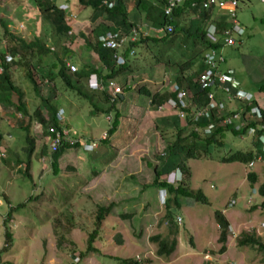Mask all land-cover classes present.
<instances>
[{
  "label": "rangeland",
  "instance_id": "obj_1",
  "mask_svg": "<svg viewBox=\"0 0 264 264\" xmlns=\"http://www.w3.org/2000/svg\"><path fill=\"white\" fill-rule=\"evenodd\" d=\"M66 2L69 3L65 6L67 17L72 18L71 23H78H70L72 33L58 34L41 16L35 0H0V59L11 51L10 47L18 46L17 40L30 42L38 38L46 43L51 53L42 54L39 66L34 63L37 71L33 69L40 79L39 94L28 83L21 82L24 72L13 71V78L27 93L24 99L30 113L40 108L49 120L41 96L61 101L60 108L66 110L62 123L66 134L70 133L73 141V136L81 138L84 147L93 139L97 140V147L100 146L94 151H85L86 147L85 150H66L59 158V171L54 173L48 135L34 121L31 130L37 139V150L32 158L30 179L23 173L27 142L24 129L17 126L20 114L15 112L12 117L6 114L12 110L6 109L5 113L0 104V200L4 203L0 207V258L10 264H121L122 259H135L139 264H264L263 252L238 243L242 232L253 233L254 230L264 241V207L261 206L264 196L259 192V187L264 186V159L256 161L253 169L250 162L247 165L221 162L236 150L255 149L254 139H240L226 132L223 146L212 145L210 153L205 152L202 158L189 159V186L202 189L208 203L189 199L180 207L173 206V220L179 216L182 222L179 217L175 222L177 227L167 222L163 192L157 195L158 189L146 185L153 183L152 166L168 142L155 129L156 119L168 109L160 111L157 104H151V98L137 90L145 79H154L153 69H146L152 65V52L135 53L136 59L131 62L134 69L128 70V74H134L130 80L135 85L133 92L117 101L116 107L122 116L120 125L110 141H103L104 133L111 126L108 121L112 122L114 115L108 114L112 117L107 119L108 115L102 110L111 103H105L103 96L93 97L102 92L93 91L88 83L84 84L83 90L93 99L97 98L99 112L94 100L69 89L58 76H54L53 82L48 81L41 71H47L58 56L76 66V63L80 66L96 63V54L88 48L84 36L90 35L92 24L100 19L91 20L94 10L80 6L78 0H55L54 3L63 7L62 3ZM237 13L247 31L234 46L223 49L226 62L222 67L231 75L235 73V83L251 87V81L260 79L264 73V2L243 0ZM190 48L189 45L176 46L181 60L191 57ZM196 52H199L197 47L194 54ZM34 55L32 60L36 62L39 53L36 51ZM185 72L191 74L192 71L186 69ZM182 87L186 88L185 84ZM160 88V91L164 89L163 84ZM251 89L254 90V86ZM14 100L17 101V97ZM165 136L170 139L174 132ZM132 137L131 149L121 150L119 146L130 144L128 140ZM6 148H9L7 155L1 154L6 153ZM43 148L47 151L45 156L41 155ZM16 159L19 165L14 164ZM139 167H142L140 171ZM251 172L258 178L255 182L258 194L250 193L248 174ZM233 199L236 204L231 206ZM112 203L116 206L102 224L101 237L94 244L96 251L88 252V238L94 230L97 208ZM13 207L20 209L5 223ZM216 211H225L231 227L224 252L221 251L223 243L219 240L221 229L215 218ZM131 212H134L132 219L122 217ZM4 225L12 235L10 240L6 239ZM157 235L168 241L177 239L172 255L158 254V241L152 239Z\"/></svg>",
  "mask_w": 264,
  "mask_h": 264
},
{
  "label": "trees",
  "instance_id": "obj_2",
  "mask_svg": "<svg viewBox=\"0 0 264 264\" xmlns=\"http://www.w3.org/2000/svg\"><path fill=\"white\" fill-rule=\"evenodd\" d=\"M39 9L41 10V16L48 21L55 31L58 34H69L71 32V26L68 24L66 20L65 11L58 9L55 5L51 3L50 0H36ZM148 1V2H146ZM81 5L84 7L92 8L93 14L92 18L94 21L97 19H109L111 24H107L104 21H101L100 28L91 30L90 35H85L84 40L86 41V45L88 48L94 51L96 54V63L93 65L85 64L79 65L77 64V71L72 73L70 72V68L68 63L70 61H66L62 56H58L55 61L50 64V67L47 71H43V78H46L48 81L53 82L54 76H58L60 81L62 80L69 89L77 92L78 94L86 97V99L94 100L95 107L99 112L100 107L97 104V98L94 96L104 97V102L108 105L111 103L110 96L108 92L95 93L93 97H91L88 93H86L83 88L84 84L88 83V79L92 74H98L101 78L103 77L106 81L110 79H117L119 77H125L124 88L126 91H131L132 87L128 84L127 80L132 74H128V70L130 68L133 70L134 66L132 65L131 58L129 56L130 49H136L139 47H145L148 50L155 49L154 47H160L158 50H154V55L151 58L152 64H169L173 55L169 54L166 50L173 46L174 43L178 41L180 35L183 36V39L180 40L179 46H186L189 43L191 46L190 50L193 51L191 57L182 63L177 64L180 69L177 70V74L175 76V81H178L179 84H183L184 81L187 83L188 89L192 92L194 96L197 97H206V91L201 90L199 84L196 79L199 75L204 72L206 66L203 62V54L208 49H219L222 47V39L221 37L217 40V42H212L208 38L207 29L208 27L216 23L218 34L224 33L229 30L228 24V15L221 16L219 19L214 18V15L209 11V9L202 8L197 9L190 7L192 6L191 1H185L181 4V8L177 9L172 19L166 23L165 17L162 16L161 8L153 3H150L149 0H137V3H145L147 5V20L148 18L152 21V23L156 27H163L166 24H174L175 30L173 34L170 36H165L161 38H157V36H144L134 43H130L129 48H122V46H107L104 42L98 41L97 38L103 34H118L117 41L120 42V39L124 37V32L129 31L134 24L129 23V17L126 12L120 8L119 6L109 9L104 5V0H79ZM160 5V4H159ZM163 6L164 3H161ZM186 13V15L191 19V25L189 28H185V24L179 21H176V15ZM2 25L5 26L3 20L1 21ZM98 23V22H97ZM7 29V26H6ZM124 31V32H123ZM167 37L170 40L166 39ZM96 38V41L94 42ZM18 46H12L10 53L14 56L19 55V58L14 60L11 64L4 65V70L0 74V104L4 107V111L6 109H11L12 111L6 113L12 117L16 115L15 112L20 114V118L17 119V126L23 128L25 131V140L27 142V146L25 148L27 154V162H26V170L24 175L32 178L30 170L32 164V158L36 152V143L37 139L32 136V125L33 122L36 121L40 124V126L44 129L45 133L48 134V128L50 125H55L59 129H61V125L58 122L57 112L60 106L62 105L61 101H53L49 98L42 97L40 98L42 105L47 110V115H49V120L42 113L40 108H37L34 113H30L28 104L26 99L27 93L22 87L17 83V81L13 78L15 75V71L24 72V77L21 80L22 83H28L33 90L39 94V76L33 70L37 69L34 67V63L39 66V61H41L42 54L51 53V48L46 46V43L41 42L38 38L32 40L30 42H26L24 40H17ZM162 43V44H160ZM200 46L199 52L194 54V51L197 46ZM38 52L37 56L38 61L32 60L35 57V52ZM41 56V57H40ZM144 68V67H143ZM146 71V69H143ZM188 69L191 74L187 75L185 70ZM14 71V72H13ZM228 73V71H227ZM230 74V73H228ZM138 78L141 77L137 76ZM107 84V82H105ZM150 87L151 84L147 82ZM87 85V84H86ZM140 93L151 98V104H157V106H161L163 103L167 102V100L172 96L175 97V93L166 94V89L161 91H151L147 89L144 84L138 87ZM255 90L259 92H264V82H261L255 85ZM234 91V90H233ZM101 94V95H99ZM170 94V95H169ZM17 97V101L13 98ZM25 98V99H24ZM256 104L255 99H252V104L248 105L244 101L235 100L231 107H228V111L231 113H237L239 111L241 114V122L243 123V128L240 130H236L232 124H228L226 126H218L215 128L211 135H202L200 132L196 131V123L192 119V115L189 112L192 111V107L187 108V112L189 116H187V120H181L179 116L173 117H165L156 119L157 123L155 125V129L160 133V136L163 139H167L168 142L163 150V153L157 156V163L152 166V162H149L148 165L153 167L154 171V181L151 185H146L148 188H156L157 195L159 192H164L165 194V218H169L168 221L176 226L173 218L175 217L172 213V207H180L182 202L186 203V200H194L200 203H208V198L204 194L202 189H193L189 186V180L191 176L190 168L188 166V160L194 158H202L205 155V152L210 153L212 145L214 146H223L224 135L226 132H232L240 139L250 138L251 135L248 133V129L251 126H255V123L252 121V117L249 113L250 107ZM7 110V111H8ZM15 110V111H14ZM102 112H105L107 115H114L113 121L110 123L106 138L102 139L103 141H110V138L117 132L118 127L121 122V113L116 107V103L113 102L109 105L107 109H103ZM263 119H264V109H262ZM257 120V119H256ZM209 124V120L207 118H201L200 122L197 125H201L205 127ZM249 125H251L249 127ZM260 131V130H259ZM258 131V132H259ZM174 132V136L170 139L165 136L166 133ZM67 139V138H66ZM1 140V138H0ZM3 140V138H2ZM94 142V140H90ZM82 140L76 139L72 143L68 142L64 139L60 149L51 154V165L53 167L54 173L59 171V158L64 154L65 149H79L83 148ZM253 145H255V149L250 150H236L229 156L222 158L221 162L223 163H232V162H241L242 164H248L251 161H256L257 154L261 153V148L259 143L256 140H253ZM100 146V145H99ZM99 146L95 147L92 151L99 148ZM9 148H6V153L2 152L1 154L7 155ZM90 151V150H85ZM203 152V154L201 153ZM258 152V153H257ZM11 154V151L9 152ZM206 154V155H207ZM41 155H47L46 148H43L41 151ZM9 156V155H8ZM20 161L18 159L15 160V165H19ZM175 169H180L183 171L184 179L178 185L171 184L167 182L168 175ZM248 180L251 185L249 189L250 193H253L252 189H255V182H257L258 178L254 172L248 174ZM145 186V187H146ZM259 192L264 196V186L259 187ZM258 194V191L256 192ZM237 194V193H235ZM250 196V195H249ZM248 196V197H249ZM5 197V196H4ZM252 197V196H251ZM9 205L11 203L7 199ZM235 200V199H234ZM236 201V200H235ZM25 204V203H23ZM229 204V202H228ZM116 204L112 203L109 206H101L97 208L96 218L94 221V230L89 234L88 238V252L96 251L94 246L96 239L101 237V228L104 221L107 220V217L111 214L113 208ZM264 207V202L261 204ZM228 207V206H227ZM256 206H253L252 209H255ZM20 209L11 208V212H8V217L5 218V223L9 219H13V212H16ZM134 212L122 214L123 218L132 219L134 217ZM215 218L220 225L221 234H220V242L223 243L221 251L224 252L227 249V237L229 236V226L230 222L227 217L222 213V211L215 212ZM174 222V223H173ZM164 223L161 221L160 225ZM171 225V224H170ZM5 226L6 231L8 230L7 226ZM177 227V226H176ZM253 233L242 232L238 243L241 245L254 246L259 251L264 253V241H262L261 237H257L255 230ZM5 236L7 240H10L12 235L9 231L6 232ZM153 240L158 241L159 249L158 254L161 256H169L174 253L176 250L177 239L175 238L172 241H168L166 239H162L159 235L152 238ZM81 256H83L81 254ZM121 264H139V262L135 259H122ZM208 264H211L208 262Z\"/></svg>",
  "mask_w": 264,
  "mask_h": 264
},
{
  "label": "built area",
  "instance_id": "obj_3",
  "mask_svg": "<svg viewBox=\"0 0 264 264\" xmlns=\"http://www.w3.org/2000/svg\"><path fill=\"white\" fill-rule=\"evenodd\" d=\"M169 3V7H174L182 2L187 0H166ZM192 2V6L194 8H213L217 10H221L222 14L228 15L232 22V27L229 30L224 32L223 46H233L235 45L238 40L235 37L236 32H241L239 24L237 22V8L240 5L241 0H188ZM264 2V0H262ZM171 11V8L167 9V13ZM214 29V26H212ZM170 31L172 28H169ZM215 31V30H214ZM212 32V34L214 33ZM118 38V34H107L100 37V40L105 43L107 46H120L122 42H125L126 38L122 37L120 42L116 40ZM212 39L216 40V37L212 35ZM225 61V57L222 50H212L206 55L205 63L207 65V69L205 72L200 76L198 80V84L201 89H211L208 92V102L205 106L198 108L194 114H192V119L196 123V131L200 132L204 135H211L216 127L218 126H226L228 124H232L236 130H240L243 128V123L241 122V114L242 112L239 111L237 113H231L228 111V106L232 102L234 103L235 100L244 101L248 105L252 104L250 98L243 95L241 91L233 94V85L234 80L229 78V76L225 73L220 71L221 64ZM70 68V72L74 73L77 71V66L71 63H68ZM109 89H111L113 94V100L117 99L119 95L122 94L123 89L120 85H118L115 81L108 82ZM95 87L98 89H104V83L99 80L95 82ZM174 91L176 92V98L169 99L168 105L174 108H178L177 113L179 117L183 120H187V116H189L187 112L188 104L186 102L187 93L178 85H174ZM217 92H221L226 96V99L220 101L217 98ZM169 106V107H170ZM160 111L165 109V105L159 106ZM65 111L62 109L58 113L59 120H63ZM251 115L252 121L255 126L249 125L248 133L251 137H260L258 136V131L264 128L262 122V113L258 106H255L250 109L248 115ZM201 118H207L210 122L207 126L202 127L201 125H197L200 122ZM257 119V120H256ZM49 131L51 133V142L50 147L52 151H57L64 141V139L68 136L66 131L60 130L54 125L49 127ZM106 135L103 137L105 138ZM260 140L264 142V136L260 137ZM70 141V140H69ZM88 146V147H87ZM87 149H92L97 146L96 143L87 144ZM253 166V163L250 164ZM236 204V201L233 199L230 201V205L233 206ZM225 212V211H224ZM180 223L182 222V218L179 217ZM0 264H8L4 260L0 259Z\"/></svg>",
  "mask_w": 264,
  "mask_h": 264
},
{
  "label": "clouds",
  "instance_id": "obj_4",
  "mask_svg": "<svg viewBox=\"0 0 264 264\" xmlns=\"http://www.w3.org/2000/svg\"><path fill=\"white\" fill-rule=\"evenodd\" d=\"M36 1V0H35ZM51 1V3L53 4V5H55L58 9H61V10H63V11H65V13H66V10H65V6H67L69 3L68 2H66V3H62V5H63V7H59L56 3H54L55 2V0H50ZM132 1V3L133 2H136V4L139 6V5H141L142 3H137V1H133V0H104V5L105 6H107L109 9H112V8H115V7H117L118 5H120L121 6V8L126 12V14H127V6H128V4H129V2H131ZM154 1V5H156V6H158V8L160 7L161 8V12H162V16L163 17H165V19H166V23L169 21V20H171L172 19V16L174 15V13L176 12V10L178 9L179 10V8H181L180 6H181V4L183 3H181V4H179V5H177V6H174V7H169V3H168V1H166V0H153ZM241 2H242V0H241ZM240 2V3H241ZM68 3V4H67ZM78 3H79V5L80 6H82V7H84L83 5H81V3L79 2V0H78ZM161 3H164V5L162 6L161 5ZM36 4H37V1H36ZM76 4V3H75ZM160 4V5H159ZM37 7H38V4H37ZM86 8V7H85ZM168 8H171V11L169 12V13H167V9ZM191 9H193L194 7L193 6H191L190 7ZM239 8V7H238ZM238 8H237V11H238ZM38 9H39V7H38ZM197 9H202L201 7H199V8H197ZM213 10H217V9H213V8H209V11L210 12H212ZM39 11H41L40 9H39ZM217 11H220L221 12V14L218 16V17H216V18H220L221 16H225L224 14H222V11L221 10H217ZM40 14H41V12H40ZM139 15H141V13L138 11L137 13H136V15L133 17V18H131L128 14H127V16L129 17V23L130 24H134L132 27H131V29L127 32V31H123L124 32V37L126 38V40H125V42H122L121 44H120V46H122V48H124V47H126V48H129L130 47V43H134V42H137L140 38H141V36L142 35H144V36H157V38H161V37H165V36H171L172 34H173V32H174V30H175V25L174 24H166V25H164L163 27H156L153 23H152V21L148 18V20H147V14H142V17L143 18H141L140 19V16ZM145 16V17H144ZM215 18V19H216ZM72 18H68L67 17V13H66V20L68 21V24L71 26V24L73 25V24H76V23H78V21H76L75 23H71V20ZM176 21H179V22H182V23H184L185 24V28H189V26L191 25V19L186 15V13L184 12V13H182L181 15L180 14H177L176 15ZM93 20V19H92ZM70 21V22H69ZM82 22V21H81ZM237 22H238V24H239V28H240V30L242 29V31L241 32H236V34H235V37L237 38V40L238 41H240V39L246 34V32H245V29L246 28H244L242 25H241V23L239 22V19H238V13H237ZM71 23V24H70ZM228 23H230V25H229V28H231L232 27V22H231V20H230V17L228 16ZM23 26H24V28H25V25L23 24ZM212 26H214V29H213V27ZM172 28V30L170 31V29L169 28ZM72 29V28H71ZM215 30V31H214ZM214 31V33L212 34V32ZM70 33H72V30H71V32ZM207 33H208V38L212 41V42H217V40L221 37V39L223 38L222 36H224V33H221V34H218V31H217V25H216V23H213V24H211L209 27H208V29H207ZM212 35H214V37H216V40H213L212 39ZM101 36H104L103 34H101L98 38H97V40L98 41H101L100 40V37ZM183 39V36L182 35H180L179 36V38H178V41L176 42V43H174V45L173 46H171V47H169L166 51L167 52H169V54H171V55H173V57H172V59H171V61H170V63L169 64H152V65H150V66H148V67H146V68H152L153 66H157V65H164V66H166V67H169V68H172V69H174V71H176L177 72V70H179L180 69V67L177 65V64H179V63H182V62H185V61H187V60H181V53H179L178 51H176V46L177 45H179V42H180V40H182ZM160 44H162V43H160ZM187 45H189V43H187ZM234 46V45H233ZM227 47V46H226ZM155 49H152V50H148L147 48H145V47H139V48H136V49H130V53H129V56H130V58H131V61H134L136 58L134 57L135 56V53H140L141 51H151L152 52V55L151 56H153L154 55V50H158V49H160V47H154ZM225 48V46H223V40H222V47L221 48H219V49H215V50H222L223 51V49ZM212 50H214L213 48L212 49H208L207 51H205L204 52V54H203V62H204V64H205V66H206V68H205V70L207 69V65H206V63H205V59H206V55L210 52V51H212ZM189 53L190 54H192L193 53V51H191V50H189ZM224 54V53H223ZM134 57V58H133ZM225 57V56H224ZM19 58V55H13L12 53H10V52H7L5 55H4V58L2 57V60H1V62H0V74L3 72V70H4V65H6V64H11L12 62H14V60H16V59H18ZM152 59H153V57H152ZM226 62V58H225V61L221 64V66H220V71H222V72H225L228 76H229V78H231V79H233L234 80V76H235V74L233 73L232 75L231 74H228L227 73V70L225 69V68H223L222 66H223V64ZM71 63V62H70ZM71 64H73V63H71ZM75 65V64H74ZM205 70H204V72H205ZM204 72H202L200 75H199V77L196 79V81H197V83H198V80H199V78H200V76L204 73ZM186 73V72H185ZM187 74V73H186ZM134 74H132V76H133ZM187 75H189V74H187ZM99 80H101L103 83H104V89H98L97 87H95V82L96 81H99ZM115 81L116 82V80L115 79H110V80H105L103 77H99L98 76V74H92L90 77H89V79H88V84H89V87H91V89H93V91H100V92H108L109 93V96H110V102L111 103H113V102H119V101H121V99H123L122 97H123V95L127 92L126 90H125V88H124V84L121 82V84H119L118 82H116L118 85H120L121 87H122V89H123V92H122V94L121 95H119L118 96V98L117 99H115V100H113V94H112V91H111V89H109V86H108V82L109 81ZM130 80H131V77H129L128 78V82H129V84L130 85H132L131 83H130ZM105 82H107V84H105ZM185 82V81H184ZM144 84V86L147 88V89H150L149 88V86H148V84H147V82H144L143 83ZM174 85H178L179 87H181L183 90H185L186 91V93H187V88H184V87H182L183 85H184V83L183 84H179V82L178 81H175V79H171V77L168 75V79L163 83V86H164V88H166V91H168L169 93H175V97H170L169 99H171V98H176V92L174 91ZM201 88V87H200ZM234 91L232 92L233 94H235V93H237L238 91H241L242 93H243V95L244 96H246V97H248V98H250L251 99V101H252V99L253 98H251L252 97V95L249 93V92H246L245 90H243L242 88H241V86L240 85H238L237 83H235L234 82V85H233V88H232ZM132 90H133V88H132ZM171 92H170V91ZM201 90H203V91H206V97H205V100H208V92L211 90V89H201ZM160 91V90H159ZM129 92V91H128ZM188 94H187V96H186V101H187V98H188ZM217 98L220 100V101H223V100H225L226 99V96L224 95V94H222L221 92H217ZM168 99V100H169ZM167 100V101H168ZM118 102L116 103V104H118ZM98 104V103H97ZM163 105V104H162ZM233 105V102L231 103V104H229V106L228 107H230V106H232ZM255 106H258L259 108H260V111H261V113H262V106L259 104V103H256L254 106H252V107H250V109L251 108H253V107H255ZM188 108H189V106H188ZM64 110L65 111V114H64V117H63V120H59V118H58V113H59V111L60 110ZM249 109V110H250ZM189 114H191L190 112H189ZM65 115H66V110H65V108L64 107H61V108H59L58 109V112H57V118H58V122H59V124L61 125V129L60 130H65V127L62 125V123L64 122V118H65ZM192 115V114H191ZM110 117H112V116H110V115H108L107 116V119H110ZM113 121V120H112ZM109 123H111V120H109L108 121ZM263 125H264V119H263V113H262V122H261ZM256 124V123H255ZM51 126V125H50ZM49 126V127H50ZM55 126V125H54ZM57 127V126H56ZM58 128V127H57ZM48 136H47V139L49 140V143L51 142V133H50V131H49V128H48V134H47ZM104 135H107V132L106 133H104ZM104 135H103V137H104ZM202 135H204V134H202ZM207 136V135H206ZM258 136H264V128L263 129H260V131L258 132ZM74 137V141L76 140V139H79V140H82L81 138H76L75 136H73ZM102 137V139H104ZM260 137L258 138V137H252L254 140H256L258 143H259V145H260V148H261V153H258L257 155V159H256V161H261V160H263L264 159V142L263 141H261L260 140ZM67 138V139H66ZM65 138V140H67L68 142H70V143H72L73 142V140H72V136H71V134L69 133V135L67 136ZM106 138V137H105ZM70 140V141H69ZM97 140L96 139H94V142H91V141H87V144H93V143H95ZM64 142V141H63ZM62 142V143H63ZM62 143H61V145H62ZM87 144H85V147H86V145ZM61 145H60V147H61ZM82 145H84L83 143H82ZM60 147H59V149H60ZM85 147L83 146V149L85 150ZM49 148H50V151H51V154L52 153H55V152H57V151H52V149H51V147H50V144H49ZM95 148V147H94ZM94 148H92V149H87L86 148V150H90V151H92ZM37 150V149H36ZM66 150H68V149H65V151ZM65 153V152H64ZM64 155V154H63ZM62 155V156H63ZM51 159V158H50ZM41 161H42V159H40ZM256 161H251L250 163H249V165L251 164V163H253V166H250V168L251 169H253L254 168V166H255V162ZM25 165H26V163H25ZM31 167H32V164H31ZM25 170H26V167H25ZM25 170L23 171V173L25 172ZM183 179H184V174H183V171H181L180 169H175L174 171H172L171 173H169V175H168V179H167V182H169V183H171V184H174V185H178L181 181H183ZM255 193L258 191V189L255 187V189L253 188L252 189ZM161 192V191H160ZM160 192H159V194H160ZM163 195H164V202H165V194H164V192L162 193ZM6 197V196H5ZM1 204H2V201L0 200V206H1ZM4 204V203H3ZM223 213V212H222ZM225 213V212H224ZM223 213V214H224ZM179 216H176V218H175V220H177V218H178ZM167 222H168V220H167ZM219 227H220V225H219ZM229 228H231L230 226H229ZM221 229V228H220ZM206 257H208V254L206 255ZM0 259H2V258H0ZM2 260H4L6 263H8L7 262V260H5V259H2ZM8 264H10V263H8Z\"/></svg>",
  "mask_w": 264,
  "mask_h": 264
},
{
  "label": "crops",
  "instance_id": "obj_5",
  "mask_svg": "<svg viewBox=\"0 0 264 264\" xmlns=\"http://www.w3.org/2000/svg\"><path fill=\"white\" fill-rule=\"evenodd\" d=\"M133 1H137V0H133ZM243 1V0H242ZM120 8H121V6L120 5H118ZM240 6V5H239ZM140 12L141 13V15H139L140 16V19L141 18H143L142 17V14H147V5L145 4V3H143V4H141V5H137L136 4V2H133L132 3V1L131 2H129V4H128V6H127V14L131 17V18H133L135 15H136V13L137 12ZM212 15H214V18H216V17H218L220 14H221V12L220 11H217V10H213L212 12ZM93 18L91 17V20H92ZM101 21H104L105 23H107V24H111V21L108 19H100V21L98 22V23H96V24H92V26H91V30H94L95 28L96 29H98V28H100V22ZM240 22V21H239ZM242 25V24H241ZM243 26V25H242ZM244 27V26H243ZM245 28V27H244ZM247 30L245 29V32H246ZM96 41V38H95V40H94V42ZM197 48H199V50H200V46L198 45L197 46ZM79 61V60H78ZM152 69H153V74H154V79H152V78H150V79H145L143 82H148L149 84H151V86L149 87L150 88V90L151 91H156V90H160L161 88V85L168 79V75L171 77V79H175V76L176 75H178L177 73H176V71H174V69H172V68H169V67H166V66H164V65H157V66H153L152 67ZM145 73V72H144ZM235 74V73H234ZM262 76H264V73H262V75H261V77H260V79H257L256 81H251V87L253 88V86H254V90L253 89H251V87H249L247 84L246 85H243V86H241V84L240 83H237L238 85H240L241 86V88L243 89V90H245L246 92H249L251 95H252V97L251 98H253V99H255V102L256 103H259L261 106H262V108L264 109V92H259V91H256L255 90V85H257V84H259V83H261V82H264L263 81V77ZM120 79H121V81H120ZM125 77H119V78H117V79H115L116 80V82H125ZM252 80H254V79H252ZM127 82H128V80H127ZM120 84V83H119ZM128 84H129V82H128ZM184 84H185V86H186V90H187V94L189 95L188 96V98H187V104H188V106L189 107H192V111L190 112L191 114H194L195 113V111L198 109V108H200V107H203V106H205L206 104H207V102H208V100H205V98L204 97H197V96H194L193 94H192V92L190 91V89H188V87H187V83H186V81L184 82ZM250 84V83H249ZM132 88L135 86V85H130ZM164 89H166V88H164ZM170 91V90H169ZM130 93H132L133 91L131 90V91H129ZM128 91L123 95V99L125 98V95L127 94V93H129ZM166 92V94H168L169 92L168 91H165ZM171 92V91H170ZM140 93V92H139ZM170 95V94H169ZM164 105H165V108L166 109H168V112H163L162 114H161V118H165V117H173V116H179V114L177 113V110H178V108H174V107H171L170 105H168V102H165V103H163ZM170 106V107H169ZM162 111V110H161ZM181 120H183L181 117H179ZM210 122V121H209ZM159 135H160V133H159ZM115 136V134L113 135V137ZM112 137V138H113ZM117 137V136H116ZM134 137H132V138H130L128 141H130L131 139H133ZM162 138V137H161ZM94 140V139H93ZM133 141H130V144L129 143H126L125 145H120V144H118V145H120L119 146V148L121 149V150H124V149H131V147L133 146ZM166 146V145H165ZM114 149V148H113ZM163 153V152H162ZM137 157H139V156H136L135 158H137ZM141 168L142 167H139V171L141 170ZM1 206H3V201H2V204H1ZM0 206V207H1Z\"/></svg>",
  "mask_w": 264,
  "mask_h": 264
}]
</instances>
